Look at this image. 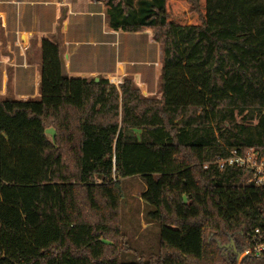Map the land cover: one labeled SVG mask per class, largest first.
Listing matches in <instances>:
<instances>
[{
  "label": "trees",
  "instance_id": "16d2710c",
  "mask_svg": "<svg viewBox=\"0 0 264 264\" xmlns=\"http://www.w3.org/2000/svg\"><path fill=\"white\" fill-rule=\"evenodd\" d=\"M98 1L112 30L152 31L161 97L132 77L68 78L43 39L40 97L0 98V264H238L226 247L264 229V185L213 163L264 155V0ZM132 177L160 225L154 262L108 243Z\"/></svg>",
  "mask_w": 264,
  "mask_h": 264
},
{
  "label": "crops",
  "instance_id": "0c3cea01",
  "mask_svg": "<svg viewBox=\"0 0 264 264\" xmlns=\"http://www.w3.org/2000/svg\"><path fill=\"white\" fill-rule=\"evenodd\" d=\"M148 35L154 41L151 30L132 35L112 30L98 0H0V98L40 97L43 39L59 45L68 78L101 77L119 86L137 70L127 62L128 46L123 60V41L147 43ZM145 61L141 70L148 68ZM110 76L121 82L112 83ZM137 76L142 82L141 74L131 77L136 83Z\"/></svg>",
  "mask_w": 264,
  "mask_h": 264
},
{
  "label": "rangeland",
  "instance_id": "374dc122",
  "mask_svg": "<svg viewBox=\"0 0 264 264\" xmlns=\"http://www.w3.org/2000/svg\"><path fill=\"white\" fill-rule=\"evenodd\" d=\"M135 41L137 42V39ZM135 41H123V60L125 58V46H128L126 58L129 61L127 62L133 63L137 67V70H129L131 72L129 77H133L134 74H141L142 85H138V78L134 83L140 89L142 96L160 99L162 48L152 41L149 35L147 43L143 41L136 43ZM146 59L148 68L141 70L140 68H144ZM47 136L50 140L53 139V129L47 131ZM122 191L123 198L117 220L119 227L117 231H111L113 238H111V242H108L112 245L110 248L118 254L123 262H154L159 256L160 225L150 221L148 213L152 208L141 199L142 193L145 191V184L140 177L127 178L122 181ZM226 249L235 254L238 251L234 243H229ZM224 256L226 259L230 257L227 253H224ZM237 262L238 264L242 262L241 256H237Z\"/></svg>",
  "mask_w": 264,
  "mask_h": 264
},
{
  "label": "built area",
  "instance_id": "2783aa9c",
  "mask_svg": "<svg viewBox=\"0 0 264 264\" xmlns=\"http://www.w3.org/2000/svg\"><path fill=\"white\" fill-rule=\"evenodd\" d=\"M213 165H217L220 170L226 167L250 170L253 177L249 182L258 186L264 185V155L254 149H250L242 155L237 151H232L228 157L218 159ZM248 238L252 245L240 255L241 260L249 255H253L256 258H264V229H256Z\"/></svg>",
  "mask_w": 264,
  "mask_h": 264
},
{
  "label": "water",
  "instance_id": "95a60500",
  "mask_svg": "<svg viewBox=\"0 0 264 264\" xmlns=\"http://www.w3.org/2000/svg\"><path fill=\"white\" fill-rule=\"evenodd\" d=\"M96 81L98 82L99 79L97 78ZM236 254H237L238 257L241 255L240 252H238V251L236 252Z\"/></svg>",
  "mask_w": 264,
  "mask_h": 264
}]
</instances>
